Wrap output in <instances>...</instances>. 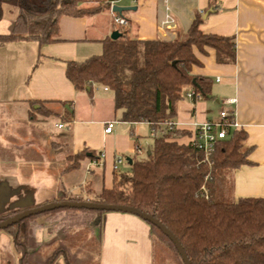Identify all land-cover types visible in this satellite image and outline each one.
<instances>
[{"label":"crops","instance_id":"1","mask_svg":"<svg viewBox=\"0 0 264 264\" xmlns=\"http://www.w3.org/2000/svg\"><path fill=\"white\" fill-rule=\"evenodd\" d=\"M98 2L87 0L81 5ZM109 2L134 7L121 14L129 35L164 40L183 36L197 12L214 6L199 28L204 33L233 36L235 61L219 63L213 48L205 47L204 53L194 48L200 63L192 65L191 74L208 77L210 92L192 99L185 93L194 88L184 87L176 102L174 124L188 133L177 140L188 142L197 124L215 119L223 107L232 110L246 132L243 150H248L251 161L234 170V197H264V0ZM0 10V33H9L18 11L17 0H0ZM117 26L110 9L103 8L92 15H61L56 40L41 46L21 38L0 42V213L60 196L78 197L86 189L110 188L115 160L127 161L140 152L141 134L144 128L150 130L148 123L121 120L109 90L94 85L90 97L85 90H76L65 75L67 59L101 53L103 40ZM228 98L235 99L234 103L224 104ZM61 116L71 119L69 135L62 133L65 123ZM107 122L113 123L108 133L104 132ZM84 148L102 155L65 169L66 157ZM92 218L96 220L93 231L100 238L99 264H152L146 221L117 211L95 213ZM55 221L36 218L33 233L39 242L61 238L60 228L53 227ZM0 264H18L11 236L4 229L0 230Z\"/></svg>","mask_w":264,"mask_h":264},{"label":"trees","instance_id":"2","mask_svg":"<svg viewBox=\"0 0 264 264\" xmlns=\"http://www.w3.org/2000/svg\"><path fill=\"white\" fill-rule=\"evenodd\" d=\"M85 1L17 0L12 29L0 33V42L21 38L41 46L56 40L61 15H92L110 7L109 0H98L90 7L81 5ZM213 10L210 4L202 13L197 12L186 33L172 40L139 39L129 35L124 26H117L120 35L104 39L101 53L65 61V75L76 90H85L92 97L94 85L107 87L114 108L121 111V120L146 122L155 134L145 158H130L127 169H113L110 188L102 187L98 192L86 189L78 197L65 195L54 200L137 207L177 237L191 264H264V197H234V170L251 163L248 150H243L245 130H228V137L216 144L210 165L201 161L202 153L190 140H177L188 133L174 124L176 102L184 87L192 85V99L210 92L208 77L191 74L192 65L200 63L194 48L202 53L205 47L213 48L219 63L235 61L233 36L204 33L199 28L205 20L203 14ZM60 119L65 123L62 133L69 135L71 119ZM66 158L65 169L72 170L81 160H95L99 154L84 148ZM24 209L0 213V221ZM102 212L56 208L23 218L4 231L11 236L18 264H59V260L62 264H99L100 238L87 221L92 214ZM39 216L52 220L59 216L53 227L62 229V238L39 242L33 233ZM147 223L152 264H184L173 242L157 226Z\"/></svg>","mask_w":264,"mask_h":264},{"label":"water","instance_id":"3","mask_svg":"<svg viewBox=\"0 0 264 264\" xmlns=\"http://www.w3.org/2000/svg\"><path fill=\"white\" fill-rule=\"evenodd\" d=\"M130 8L134 7H126V6H119V5H112V10L118 13H121L122 11L128 10ZM207 13L203 14V17L206 18ZM118 30H113L110 34L111 39H116L119 36ZM149 153V150L147 151V154ZM126 160L130 163L131 159L129 157L126 158ZM84 208L89 210H101L104 212L108 211H117V212H125V213H131L134 214L141 219H143L146 222H149L155 226H157L174 244L178 254L180 255L182 261L184 264H191L190 260L188 259L183 246L181 245L180 241L177 239V237L157 218H155L153 215L142 211L141 209L137 207L127 206V205H121V204H109V203H100V202H93V201H86V200H54L45 202L43 204L33 206L26 208L24 210L18 211L14 213L13 215L5 218L4 220L0 221V230L5 229L11 224H14L16 222H19L23 218H26L31 215H35L38 213H42L45 211L53 210L56 208ZM93 225V222L91 223V226Z\"/></svg>","mask_w":264,"mask_h":264},{"label":"built area","instance_id":"4","mask_svg":"<svg viewBox=\"0 0 264 264\" xmlns=\"http://www.w3.org/2000/svg\"><path fill=\"white\" fill-rule=\"evenodd\" d=\"M110 5V13L112 16V21L114 24L119 26L126 25V20L121 15H118L112 9ZM105 90H108L107 87H104ZM194 91H188L185 93L187 97H192ZM235 99L228 98L223 101L224 104H232ZM113 123L107 122L104 128V132H110ZM62 124H58V127H62ZM239 124L234 118V112L232 110L223 107L218 116L215 119L206 120L200 124H197L194 128L192 137L190 139V144L197 148L202 153L201 161L206 164H211V156L215 150L216 144L220 140H225L228 137V130L232 128H238ZM154 129H150V135H154ZM102 155V154H101ZM100 155V156H101ZM99 156V157H100ZM99 159V158H98ZM122 162L121 158H117L114 163V169H117L119 164ZM206 192V191H205Z\"/></svg>","mask_w":264,"mask_h":264},{"label":"rangeland","instance_id":"5","mask_svg":"<svg viewBox=\"0 0 264 264\" xmlns=\"http://www.w3.org/2000/svg\"><path fill=\"white\" fill-rule=\"evenodd\" d=\"M38 1H40V0H38ZM98 92H102L101 89H100V91H98ZM145 129H146V128H144V132L141 134L142 136H141V141H140L141 144H140V146H141L142 148H141L140 152L135 153V155H134V158H135V159H142V158H145V157H146V150H147V147H149V146L151 145V143H152V137H151V135H150V130H149V128H147L146 130H145ZM72 154H73V153H70L69 155H72ZM72 162H73V161H72ZM120 165H121V166H120L119 169H121V170H125V169H127L126 161H123ZM93 167H94V165H93ZM80 179H81V178H80ZM10 211H11V210H10ZM58 218H60V217L58 216L57 219H54V220H58ZM66 221H67V220H66ZM92 222H93L92 227H95L94 224L96 223V220H94L93 218H91L90 220L87 221L88 226H90ZM59 230H60V236H61V235L63 236V231H62V229L60 228ZM62 236H61V238H62ZM165 254H166V251H165ZM167 256L170 257V258H172V261L174 262V260H173L174 258L172 257V254H171L170 252H168ZM170 258H168V259H170ZM173 264H174V263H173Z\"/></svg>","mask_w":264,"mask_h":264}]
</instances>
